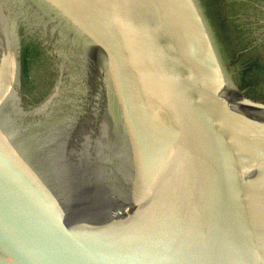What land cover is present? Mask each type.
Instances as JSON below:
<instances>
[{
	"label": "water",
	"instance_id": "obj_1",
	"mask_svg": "<svg viewBox=\"0 0 264 264\" xmlns=\"http://www.w3.org/2000/svg\"><path fill=\"white\" fill-rule=\"evenodd\" d=\"M19 2L0 0V264H264V99L201 0L21 1L99 79L101 115L72 136L35 122L63 106L58 84L22 89Z\"/></svg>",
	"mask_w": 264,
	"mask_h": 264
},
{
	"label": "flooded vegetation",
	"instance_id": "obj_2",
	"mask_svg": "<svg viewBox=\"0 0 264 264\" xmlns=\"http://www.w3.org/2000/svg\"><path fill=\"white\" fill-rule=\"evenodd\" d=\"M201 2L233 79L240 88L264 99V85H262L264 82L258 79L264 73V60H262L264 49L256 48L264 45V0H201ZM245 6L255 8L260 12L258 15L245 18L250 21L248 27H242ZM27 26L18 14L16 27L21 36L19 56L23 89L26 93H30L39 82H42L43 86L36 88V92L39 91L36 96L38 99L45 92L41 93L40 89L44 87L50 71L48 62L52 61L48 60L49 54H42L39 51V46L42 44L37 35H30L28 38L24 36L23 29ZM38 72L46 77H42L35 83V75Z\"/></svg>",
	"mask_w": 264,
	"mask_h": 264
},
{
	"label": "rangeland",
	"instance_id": "obj_3",
	"mask_svg": "<svg viewBox=\"0 0 264 264\" xmlns=\"http://www.w3.org/2000/svg\"><path fill=\"white\" fill-rule=\"evenodd\" d=\"M243 16L244 19L242 20V27H248L250 26V21L245 20L246 17L252 16V15H258L260 14L259 10L252 8L250 6H245V9H243ZM60 29V28H58ZM64 34V39H63V44L64 46H72V45H77L75 41V38L68 35L67 32L63 31V30H59V34ZM73 38V39H71ZM73 40V41H72ZM69 42V43H68ZM63 44H59L58 45V49L54 50V46H52L51 44H46V46H42L40 45V52L42 54H49V58L48 60H51L52 62H48V68H49V74L47 76V80L44 82V87H42V89H40L41 93L43 91L46 90V88L52 84V82L54 81L55 76L58 77V82H56V84H58V88L59 85H64V82L61 83L63 80H61L62 78L65 77V75L67 74V68L70 67L72 70V67H74L75 71L77 72L78 76L81 73H79V70H82L85 72V75L82 74V76H78L81 78V80L78 82L79 84H77L78 89H80L79 91L76 92L75 97L79 99L78 95L80 96L81 94H83V98L81 100H77V107L78 110L75 111V114H71V111L68 114L64 113L65 107L57 109V107L54 106L55 109L57 110H48V115L47 116H43L42 114H44L43 110L40 111V113L36 114V116L38 118H36L35 122L39 121V122H43L45 120H47L48 117H51L52 113H55L56 116H58L56 118L55 124H54V130H55V134H69L72 136V134H80V132H86L85 130L89 129V125H90V120L93 117V113L96 115L97 114V119L99 118V107H100V100H101V95H102V89L100 87L99 84V79L97 77V75L95 76L94 73H91L90 71H88L87 67V63L85 60L83 59H77V58H71L70 61L67 60L65 57L59 55L58 57L54 54V53H63L65 54V49L63 46ZM61 45V46H60ZM258 50H261L262 48L264 49V45H259L258 47H256ZM45 49V50H44ZM70 52V50L68 51ZM79 52V49L77 48V50H75V53L77 54ZM74 51L73 54L71 52L72 55H75ZM262 60H264V58H262ZM57 61V62H54ZM54 62V63H53ZM52 63V64H51ZM70 64V65H69ZM54 65V66H53ZM264 65V62H263ZM82 66H85L84 68H82ZM264 69V68H263ZM57 71V73L55 74V72ZM36 77V81L39 79H42V77H46L45 75H42V73L40 74L38 72V74L35 75ZM62 77V78H61ZM82 78L85 79V86L83 87L81 85V83L83 84ZM259 81L264 82V73H262L261 77L258 78ZM64 80H66L64 78ZM66 82V81H65ZM264 85V83L262 84ZM40 86H43L42 82H39L37 84L38 88H41ZM34 88V90H31L32 92L27 93V95H29L30 97H32V101L37 102L40 100V98H36V96L38 95L39 91L36 92V88ZM23 89V88H22ZM23 91L25 92V90L23 89ZM53 101V98L51 99ZM61 103V100H59ZM30 101H26L25 103H27V106L29 104ZM55 102V101H54ZM58 103V101H57ZM30 108L32 109L33 106H31L30 103ZM58 111V112H57ZM35 115L33 116L36 117ZM27 118H29V116H26L24 118V120L26 121ZM23 120V121H24ZM98 121V120H97ZM96 121V122H97ZM34 122V123H35ZM76 130H78V132H76ZM86 133H89V131H87Z\"/></svg>",
	"mask_w": 264,
	"mask_h": 264
},
{
	"label": "bare ground",
	"instance_id": "obj_4",
	"mask_svg": "<svg viewBox=\"0 0 264 264\" xmlns=\"http://www.w3.org/2000/svg\"><path fill=\"white\" fill-rule=\"evenodd\" d=\"M22 0H20V7L18 10V14L21 16L23 22H25L28 27H30L31 30H35V32H38L37 35L39 36L41 43L45 44L46 42L51 44L52 46H54L55 49H58V45L61 43L63 44V39H64V34H59V29L52 25L54 23V21L52 20V22L47 21V18L44 15H41V12L39 11H35L33 12L32 10L30 11L29 9H24L23 4L21 3ZM18 9V8H17ZM15 17V21H16V14L13 12L12 13ZM69 43V42H68ZM61 46V45H60ZM64 48H68L70 50V52H66L68 53L66 56V59L70 61L71 58H77V55H72L73 54V50H72V46H63ZM72 52V54H71ZM70 65V64H69ZM67 74L65 75V79L62 78L61 80H63L61 83L64 82V85H59V88L55 91V96L54 99L59 98V100H61L60 105H62L63 107H65L64 113L68 114L70 111L72 113H70L69 115H73L75 114V111L78 110L77 107V100H81L83 98V94H81L80 96L78 95L79 99L75 97V94L77 91H79L80 89H78L77 84H79L78 82L81 80L80 75H77V72L75 71L74 67H72V70L70 67L67 68ZM57 73V71L55 72V74ZM82 76V75H81ZM56 80H57V76H55L54 81L52 82V86L56 84ZM66 81V82H65ZM83 84L81 83V85L84 87L85 86V79L82 78ZM57 86V84H56ZM60 102V101H58ZM103 104L102 98L100 100V106ZM57 105H59L57 103ZM52 108H54V104H52ZM101 111L102 108L99 107V116L101 115Z\"/></svg>",
	"mask_w": 264,
	"mask_h": 264
}]
</instances>
